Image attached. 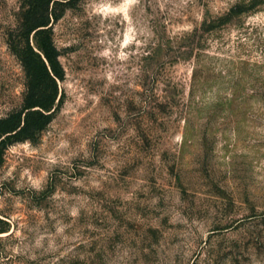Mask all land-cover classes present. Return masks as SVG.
<instances>
[{
    "label": "rangeland",
    "instance_id": "rangeland-1",
    "mask_svg": "<svg viewBox=\"0 0 264 264\" xmlns=\"http://www.w3.org/2000/svg\"><path fill=\"white\" fill-rule=\"evenodd\" d=\"M60 1L61 102L0 145V264H264V0ZM25 9L0 0V119Z\"/></svg>",
    "mask_w": 264,
    "mask_h": 264
},
{
    "label": "trees",
    "instance_id": "trees-1",
    "mask_svg": "<svg viewBox=\"0 0 264 264\" xmlns=\"http://www.w3.org/2000/svg\"><path fill=\"white\" fill-rule=\"evenodd\" d=\"M60 2L23 0L26 9L22 36L13 42V49L26 73V91L22 108L0 119V145L12 137L31 139L50 121L61 102L59 81L64 73L51 35V20L57 18L55 7ZM31 33L33 44L29 39Z\"/></svg>",
    "mask_w": 264,
    "mask_h": 264
}]
</instances>
